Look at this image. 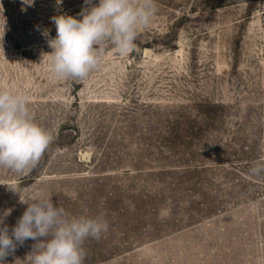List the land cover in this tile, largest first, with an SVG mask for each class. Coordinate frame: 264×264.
Returning a JSON list of instances; mask_svg holds the SVG:
<instances>
[{"label": "rangeland", "instance_id": "1", "mask_svg": "<svg viewBox=\"0 0 264 264\" xmlns=\"http://www.w3.org/2000/svg\"><path fill=\"white\" fill-rule=\"evenodd\" d=\"M83 4L0 0V88L54 137L32 171L0 168L4 225L51 197L108 223L84 264H264V173L250 171L264 162V0H156L132 52L107 46L86 79H57L41 31Z\"/></svg>", "mask_w": 264, "mask_h": 264}, {"label": "clouds", "instance_id": "2", "mask_svg": "<svg viewBox=\"0 0 264 264\" xmlns=\"http://www.w3.org/2000/svg\"><path fill=\"white\" fill-rule=\"evenodd\" d=\"M62 2L56 0L57 5ZM34 4L35 0H21V10ZM156 12V0H99L98 4L84 0L79 19L64 13L54 15V38L48 29L41 31L37 26L51 48L43 55L48 57L52 75L57 79H86L100 67L107 46L121 56L128 55L136 47L140 30L150 25ZM0 17L3 50L7 22L2 6ZM53 141L51 131L35 122L29 98L0 88V168L17 174L32 171ZM250 171L254 175L264 173V162L258 161ZM108 227L101 216L69 218L51 197L36 199L28 203L11 231L0 217V264H6V257L28 240L35 243L26 264H84L85 241L99 240Z\"/></svg>", "mask_w": 264, "mask_h": 264}]
</instances>
